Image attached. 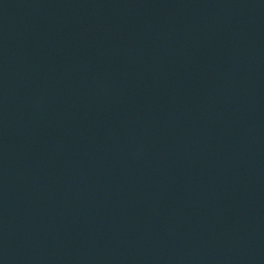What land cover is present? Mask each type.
Masks as SVG:
<instances>
[{
  "label": "water",
  "instance_id": "water-1",
  "mask_svg": "<svg viewBox=\"0 0 264 264\" xmlns=\"http://www.w3.org/2000/svg\"><path fill=\"white\" fill-rule=\"evenodd\" d=\"M0 264H264V0H0Z\"/></svg>",
  "mask_w": 264,
  "mask_h": 264
}]
</instances>
